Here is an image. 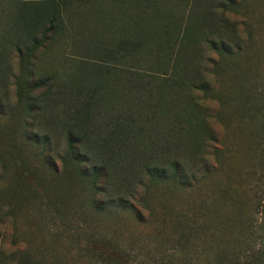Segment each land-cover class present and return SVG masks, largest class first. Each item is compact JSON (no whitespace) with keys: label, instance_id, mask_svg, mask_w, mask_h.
I'll use <instances>...</instances> for the list:
<instances>
[{"label":"rangeland","instance_id":"374dc122","mask_svg":"<svg viewBox=\"0 0 264 264\" xmlns=\"http://www.w3.org/2000/svg\"><path fill=\"white\" fill-rule=\"evenodd\" d=\"M53 2L60 27L35 28ZM142 2L0 0V264H264V0ZM74 119L111 158L104 195L61 171Z\"/></svg>","mask_w":264,"mask_h":264},{"label":"trees","instance_id":"16d2710c","mask_svg":"<svg viewBox=\"0 0 264 264\" xmlns=\"http://www.w3.org/2000/svg\"><path fill=\"white\" fill-rule=\"evenodd\" d=\"M149 0H143V2L141 3L142 6L147 7V8H151V5L148 6L146 2H148ZM234 0H226L227 3H231ZM53 9L51 8V12L49 14H45V15H40L38 16V20L37 23L35 24V28L38 26H42L43 23H48L50 25V28L52 29L53 32H55V30H57V28L60 27L59 22L62 21V15H61V7L58 4V2H53ZM160 14V13H159ZM44 20V21H43ZM158 20L161 21H165L163 16H158ZM162 23V22H161ZM29 25L27 24L24 27H26L27 31H26V35L30 36L32 35L31 31L29 30ZM173 26L171 25H167V24H163L162 23V29H161V33H165V34H169L170 30H172ZM193 27L191 26V24L189 22H186V24L184 26H181L180 24L178 26L173 27V34L175 36L176 39V43L180 44V45H184L185 42H187V40L192 36L193 34ZM49 32V31H48ZM56 34V33H55ZM157 35V33H156ZM194 35V39L196 42H199L198 36L196 33L193 34ZM149 40H147V43L149 44L152 40L150 38H148ZM211 42L218 46V53L221 54L223 52V48H224V42L219 40L218 43H216L214 40H211ZM132 46H136L139 45L141 46V44H136V42H131ZM176 69V65H172L171 71L172 73L175 72ZM167 75L168 81L171 84H176L179 87H183L184 85H187L185 81L183 80H178L177 78H174L173 76L169 75V74H165ZM38 88L41 87L40 84H35L33 86V88ZM51 93H49L47 96L44 95L42 97L43 100L39 101L40 103H45V98L48 97ZM88 106H90V104L88 103ZM162 107H159V109L161 110ZM83 109L81 110L83 112ZM170 110V109H168ZM82 112H76L75 115L77 114H81ZM78 115V116H79ZM184 116H182L181 119H183ZM80 122L77 119H74L73 122L70 124V128L67 130V152L64 156L59 157V163L62 166L61 171L63 172L66 167L67 164L69 162H72L74 164L78 165V170L81 172V175L87 178H91L92 179V184L94 186V190L96 193H101V194H105L107 193L108 189H109V182H110V178L112 173L109 171L108 168H110L108 166V162L111 160V158H106L104 155L97 156L94 154H91L89 152H91V146L92 143L91 141L88 139L87 134H78L75 133V131L80 130ZM189 132H192L191 129H189ZM136 141H140L139 138L136 139ZM34 142L35 143H40L38 142L37 137L35 136L34 138ZM44 143H47V139H43ZM41 144V143H40ZM46 144H41V146H45ZM101 147H104L105 149H109L108 151L111 152L113 149V145L109 146V144L106 145H101ZM81 148H90L89 151L86 152H82ZM194 153L191 155V159H189L188 163H192L193 160L197 161V159L202 158L201 152L199 150V147L196 146L195 150L193 151ZM136 153V152H134ZM137 157L140 159L141 163H145L146 159L149 157L142 153V155H137ZM46 160H48L51 163L55 162L52 160V157L49 156L48 154L45 155ZM114 159V158H112ZM114 162V161H113ZM187 164V162H185V160H183V158H180L178 160H174L171 162L172 165V170H173V174L170 176L167 174L166 168L162 166L159 167H155L153 168L151 171L160 178H167L170 176V179H172L175 182H181L182 180L185 179V165ZM19 168V172L23 173V175L25 176H29V174L31 175V173L25 169V166L22 165V163H20L18 165ZM145 168H147V166H145ZM97 199V198H96ZM96 199H94V203L96 202ZM12 206V205H9ZM0 211H2V209L0 208ZM99 241V242H98ZM96 241V243H99L101 245L100 250H98V252L103 255H105L106 261L107 262H115V260H119L122 259L123 257L120 255L121 253L117 250H110V246H108V244H106V242L98 240ZM116 263V262H115Z\"/></svg>","mask_w":264,"mask_h":264}]
</instances>
